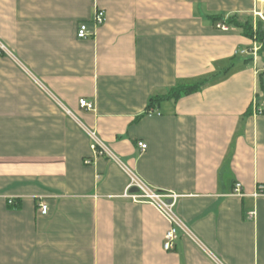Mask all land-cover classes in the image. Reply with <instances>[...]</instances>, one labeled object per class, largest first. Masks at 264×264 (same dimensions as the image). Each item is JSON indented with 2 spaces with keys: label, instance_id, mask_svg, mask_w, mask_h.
Segmentation results:
<instances>
[{
  "label": "crops",
  "instance_id": "obj_1",
  "mask_svg": "<svg viewBox=\"0 0 264 264\" xmlns=\"http://www.w3.org/2000/svg\"><path fill=\"white\" fill-rule=\"evenodd\" d=\"M95 8L104 23L78 38ZM233 15L264 21V0H0V264H264V198L251 196L264 113H252L257 71L235 53L254 41L211 19ZM84 127L180 195L201 245L179 233L163 249L167 220L121 197L127 175L93 155Z\"/></svg>",
  "mask_w": 264,
  "mask_h": 264
},
{
  "label": "built area",
  "instance_id": "obj_2",
  "mask_svg": "<svg viewBox=\"0 0 264 264\" xmlns=\"http://www.w3.org/2000/svg\"><path fill=\"white\" fill-rule=\"evenodd\" d=\"M104 21L105 12L102 9L95 8L90 22L79 24L76 33L77 37L81 39L87 38L89 35H91V32L89 31V25L98 27L99 25H102ZM216 27L223 31H227L229 29V27L224 23H217ZM259 48L260 45L254 42L251 47L247 49L236 50L235 53L239 55L250 56L252 58L253 66L257 71ZM0 49H3V45L1 43ZM262 70L264 71V67H262ZM79 106L80 108L87 111L94 110V103L87 100L86 98L79 99ZM251 106L253 115L264 113V102H259L256 96L253 98ZM84 130L90 140V148L93 155L106 156L114 163H116L127 175L128 184L121 197L136 203H148L152 205L167 220L169 228L164 235V250H172L174 248L175 240L177 239L179 233L188 236L197 244L201 245L199 239L194 235L187 224L178 216L175 211L176 201L180 197L179 194L168 191H160L148 185L132 168L121 161V159L113 151H111V149L101 140L95 130L85 127ZM137 146L141 151H144L147 148V144L142 141H138ZM84 162L90 163V159H86ZM232 193L238 196L244 195L241 184L239 182L235 183ZM251 196L254 198H264V183H257L255 185L254 191L251 193ZM40 209L41 213L45 214L47 211V206L42 203L40 205ZM253 214L254 212H250L248 213V216L252 217Z\"/></svg>",
  "mask_w": 264,
  "mask_h": 264
},
{
  "label": "trees",
  "instance_id": "obj_3",
  "mask_svg": "<svg viewBox=\"0 0 264 264\" xmlns=\"http://www.w3.org/2000/svg\"><path fill=\"white\" fill-rule=\"evenodd\" d=\"M211 19L214 21V24L221 20L224 21L225 24H227L229 27L233 26L239 29L244 36L248 37L249 39H252L254 42L260 45V48L258 50L257 89L255 95L257 100L259 101L258 95L260 93L264 94V71L262 70V67H264V21H261L260 19L252 21L253 20L252 17H247L242 19L236 15L230 16L225 20L220 16H212ZM247 59L252 63V58L250 56H248ZM227 71L228 68H226L223 72H227ZM208 81H209L208 79H204L202 81H199L191 85H181L172 88L169 91V93L165 96L152 97L151 102L152 103L153 101L158 102L159 100H163L165 98L176 99L180 96L190 94L192 92L199 90Z\"/></svg>",
  "mask_w": 264,
  "mask_h": 264
},
{
  "label": "rangeland",
  "instance_id": "obj_4",
  "mask_svg": "<svg viewBox=\"0 0 264 264\" xmlns=\"http://www.w3.org/2000/svg\"><path fill=\"white\" fill-rule=\"evenodd\" d=\"M252 19H253V18H252ZM258 19H260L261 21H263V20H262L261 18H259V17L253 19L252 21H254V20H258Z\"/></svg>",
  "mask_w": 264,
  "mask_h": 264
}]
</instances>
